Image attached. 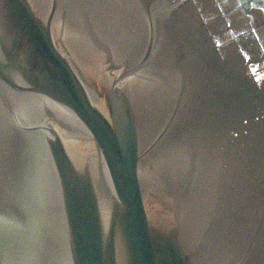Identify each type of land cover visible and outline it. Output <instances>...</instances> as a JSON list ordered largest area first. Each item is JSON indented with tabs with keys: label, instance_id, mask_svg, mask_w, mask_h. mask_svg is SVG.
<instances>
[{
	"label": "water",
	"instance_id": "water-1",
	"mask_svg": "<svg viewBox=\"0 0 264 264\" xmlns=\"http://www.w3.org/2000/svg\"><path fill=\"white\" fill-rule=\"evenodd\" d=\"M205 8L0 0V264H264V54Z\"/></svg>",
	"mask_w": 264,
	"mask_h": 264
},
{
	"label": "flooded vegetation",
	"instance_id": "flooded-vegetation-1",
	"mask_svg": "<svg viewBox=\"0 0 264 264\" xmlns=\"http://www.w3.org/2000/svg\"><path fill=\"white\" fill-rule=\"evenodd\" d=\"M193 3L206 7L203 23L207 20L210 26L230 29L222 39L224 45L239 49L246 56L264 54V1L193 0Z\"/></svg>",
	"mask_w": 264,
	"mask_h": 264
},
{
	"label": "crops",
	"instance_id": "crops-1",
	"mask_svg": "<svg viewBox=\"0 0 264 264\" xmlns=\"http://www.w3.org/2000/svg\"><path fill=\"white\" fill-rule=\"evenodd\" d=\"M262 1H264V0H262Z\"/></svg>",
	"mask_w": 264,
	"mask_h": 264
},
{
	"label": "rangeland",
	"instance_id": "rangeland-1",
	"mask_svg": "<svg viewBox=\"0 0 264 264\" xmlns=\"http://www.w3.org/2000/svg\"><path fill=\"white\" fill-rule=\"evenodd\" d=\"M260 5V4H259Z\"/></svg>",
	"mask_w": 264,
	"mask_h": 264
}]
</instances>
